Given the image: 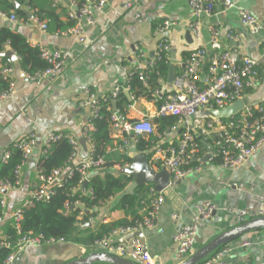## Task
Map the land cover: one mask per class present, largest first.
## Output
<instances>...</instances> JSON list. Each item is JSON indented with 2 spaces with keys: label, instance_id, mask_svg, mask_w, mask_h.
I'll return each instance as SVG.
<instances>
[{
  "label": "crops",
  "instance_id": "crops-1",
  "mask_svg": "<svg viewBox=\"0 0 264 264\" xmlns=\"http://www.w3.org/2000/svg\"><path fill=\"white\" fill-rule=\"evenodd\" d=\"M222 1L216 0L212 16L200 17L198 36L189 29V25L194 22L190 0H109L102 9L93 11L92 23L88 24L83 16L80 17L85 37L83 42L75 36L62 35L59 32H42L28 19L24 21L19 18L17 22H11L0 16V29L9 28L18 32L32 46L40 45L50 51H63L67 55L56 73L44 76L38 81L28 79L21 70L18 60L12 62L14 92L11 97L0 101V158L5 149L29 132L35 134L36 144L28 159L31 158L35 162L49 133L62 132L79 140L88 115L87 108L81 105L85 98L84 87L101 96L109 95L112 89L119 85L125 96L122 107L130 120H136L147 112L152 113L157 101H153L151 95L135 97L134 90L129 88V91L126 86L134 63L138 60L136 45L143 53L142 60H147L154 56L157 42L161 37L167 38L170 44L167 71L172 61L175 75L181 71V64L187 55L198 46H203L208 51H220L231 46L240 56L257 59V76L253 86L246 90L245 96L247 102L263 101L264 33H251L242 25L238 19L237 8L247 10L258 22L264 24V0H234L237 8L224 13L220 11L223 7ZM54 2L65 8L66 13L68 7L75 9L70 6L68 0ZM85 4L90 6L87 0ZM57 11L60 13V20L66 22L67 16L61 13L60 9ZM163 20L170 21L172 25L165 33H156V26ZM210 28L218 31L215 46L210 44ZM188 30L190 36L187 37ZM227 34L233 35L232 40L227 38ZM158 85V97L164 98L171 92L167 73L164 78L158 79ZM125 92H128L129 97ZM131 97L135 98L132 102L133 108L127 107ZM203 115V111H198L196 117ZM177 134L169 132L162 141L164 143L175 141ZM110 136L112 146L106 150L110 161L115 160L123 152L128 153L133 147L141 152L133 142L125 149H119L120 137L112 131ZM86 149L87 145L86 148L80 145V158H85ZM144 152L149 151L147 149ZM119 166V163L115 164L111 169L119 171ZM232 182L242 183L243 189L229 185ZM39 184L36 163L32 166L26 162L21 169L18 186L0 191V197L5 203L2 210L3 222H12L7 218L8 214L18 208ZM162 194L164 201L155 213L154 224L141 230V236L135 237L146 242L154 264H177L186 256L176 252L172 236L179 228L193 220L198 205L210 202L214 205V211L209 218L200 219L194 239V250L220 231L242 221L243 216H238L237 211L246 210L249 211V215L257 211L264 214V145L251 158L234 169L224 168L217 163L203 162L198 171L187 175L180 183L174 182L169 185ZM113 202L114 199L110 198L106 205L96 209L98 211L96 216L79 225L81 229L78 236L81 240L96 230L99 223L132 220L131 214L122 209L107 210L108 205H112ZM137 213L143 214L140 208ZM87 228L88 230H83ZM130 233L134 232L109 234L104 237L106 242L103 244L96 242L26 244L16 253L11 264L64 263L84 257L89 252H106V243L128 246L135 238L128 237ZM2 238L4 234L0 231V239ZM243 242L248 244L242 245ZM226 245L234 247L224 257L227 264H264V228L249 231Z\"/></svg>",
  "mask_w": 264,
  "mask_h": 264
},
{
  "label": "built area",
  "instance_id": "built-area-1",
  "mask_svg": "<svg viewBox=\"0 0 264 264\" xmlns=\"http://www.w3.org/2000/svg\"><path fill=\"white\" fill-rule=\"evenodd\" d=\"M87 1H89L90 6L86 4L78 6L76 0H68L70 6L75 9H69L68 7L66 16L70 19L77 18L79 20L76 21L74 26L60 31V34L75 36L79 41H84L85 37L82 32V24L80 18L77 17V13L83 16L85 21L90 24L93 22V11L102 9L109 0ZM222 2L223 7L220 10L221 13L237 8L234 0H223ZM215 4L216 0H190L194 22L189 25V29L195 36L199 34L200 17L212 16L214 14ZM237 10L239 22L247 27L251 33H264V24L258 22L247 10L242 8H237ZM0 16L6 17L11 22H17L19 20L13 12L6 15L0 11ZM30 21L38 30L42 32L47 31L46 20L38 19L33 13ZM171 25L172 23L170 21L163 20L156 26L155 32L160 34L165 33ZM210 34V44L215 46L217 44L218 31L215 28H210ZM226 36L229 40L233 38L231 34H227ZM37 47L39 48L41 58L49 66L42 71L35 72L33 75H27L31 81H38L44 76L56 73L62 67L67 56L63 51H50L40 45ZM135 50L138 60L134 63L130 76L135 75L138 81L146 85L147 77L156 61H167L170 44L167 38L161 37L157 42L154 56L147 60H142L143 53L137 45ZM7 63L10 64L11 61L6 59V64L0 66L2 76L4 79L9 80L8 89L0 92V101L11 97L14 92L12 66H8ZM257 65V59L240 56L237 50L231 46L220 51H208L203 46H198L185 58L181 64V71L176 75L174 74L171 82V92L164 96L163 100L157 104L152 113L147 112L141 114V117L136 120H130L124 110L112 109L111 106L110 133L112 131V133L120 137L119 149H125L131 142L137 143L141 137L149 141L151 143L148 149L149 166L155 171L160 170L161 167L166 168L170 175L169 185L198 171L204 162L203 158H206V163L213 164L217 162V164L224 168L234 169L251 158L264 145V100L258 103L246 101L237 112L227 117L215 116L212 114V111L223 109L237 100H246V90L253 86L257 76ZM126 89L129 90V86H126ZM83 91L85 98L81 101V105L88 110V115L81 133V138L85 140V144L87 145L85 158L79 157V140L73 135L62 132L49 133L36 156L37 160L40 153H46L51 142L63 135L67 136L72 146L69 159L71 162L77 161L74 164L76 171L80 175L78 182L80 188L85 180L88 182L89 171L92 169H102L101 167L105 163L103 157L94 156L90 137L91 131L94 129L92 119L97 116L100 109L99 101H106L110 96L112 100H116L115 96L122 92V88L119 85L115 86L109 95L101 96H97L90 88L84 87ZM158 94V90H154L150 94L153 101H158ZM134 100L135 98L131 97V102L127 107L133 108L134 104L132 102ZM198 111H203L204 115L202 117H196ZM23 112L25 113V110ZM168 115L175 117L173 125L165 129L162 133H158L156 131L155 120ZM169 132L178 133L177 138L175 141L164 143L162 139ZM152 135L156 136L157 139L150 140L149 138ZM205 142H208V148L205 146ZM35 144V134L33 132H29L13 144L22 150L23 157L21 163L14 170V183H0V191H6L18 186L21 169L26 164ZM9 155V149H5L2 152L0 162H6ZM195 159L198 163L191 165V162ZM126 165H120L119 169ZM59 173V170H56L47 178H44L38 173L40 184L18 208L8 214L7 218L12 220V224L17 233L21 232L19 222L22 217L23 207L30 205L33 201H47L52 195L51 185L59 181ZM71 174V169H69L67 176ZM229 185L237 189H243L244 186L240 182H232ZM84 192L91 194V190L85 189ZM150 192L154 195L151 200L153 210H147L145 206H142L140 209L143 212V216L140 221H136L134 225L127 227H118L111 234L141 231L154 224L155 213L159 210L164 198L162 192H155L152 186L150 187ZM80 204L77 201L73 205L76 207ZM0 206L3 210L5 203L2 197H0ZM67 207L69 205L66 203L65 208ZM197 210L193 220L179 228L172 236L173 247L181 256H188L194 251V239L199 221L200 219L210 217L214 211V205L206 202L198 205ZM237 214L243 217L246 215L249 216V211L241 210L237 211ZM81 215L80 213V219ZM2 222L3 218L1 214L0 224ZM45 242L64 241L63 239H50ZM105 242L106 239L104 238L96 243L103 244ZM41 243L43 242L40 236H34L32 233L21 235L17 241L15 251L6 257L2 264H11L16 253L24 245H39ZM0 244L6 247L10 246V242H6L4 238L0 239ZM247 244V242L242 243V245ZM233 249V246L223 245L219 250L205 258L200 264H227L224 257ZM106 252L137 264H154L146 242L136 237L128 246L119 243H106Z\"/></svg>",
  "mask_w": 264,
  "mask_h": 264
},
{
  "label": "trees",
  "instance_id": "trees-1",
  "mask_svg": "<svg viewBox=\"0 0 264 264\" xmlns=\"http://www.w3.org/2000/svg\"><path fill=\"white\" fill-rule=\"evenodd\" d=\"M15 1L20 7H27L38 19L46 20L48 32L63 31L74 26L76 21L79 20L67 17V21L62 22L59 17L60 13L57 10L60 9L61 13L66 15L65 8L57 3L54 4V0ZM76 1L77 5L80 6L85 4L86 0ZM0 11L6 15L13 12L18 18L24 21L27 20L23 11L13 8L11 0H0ZM7 48L15 53L19 66L26 75H33L35 72L42 71L49 66L41 58L37 46L30 45L24 36L18 32H14L9 28H2L0 29V53L6 51ZM166 62L164 60L156 61L147 77L146 86L138 81L136 76L129 75L127 85L130 90H134L133 94H135V97L138 95H150L154 90L158 89V79L164 78L167 73ZM5 64L6 59L0 57V66ZM7 65L12 66V62L10 64L7 63ZM8 87L9 80L4 79L0 67V92L6 91ZM115 99L116 108L123 111L122 102L125 100L123 92L116 95ZM111 100V96L106 101L100 100V109L97 116L92 119L94 129L91 131L90 137L93 145V154L95 157H103L105 163L99 171L98 169L89 171L86 190H91V194L82 191L78 185L80 175L76 171L75 164L69 159L72 146L68 137L63 135L51 142L46 153L39 154L36 160V168L39 175L44 178L50 177L54 171L59 170L61 173H59V181L51 185L52 195L47 201H33L30 205L23 207L22 217L19 222L20 233H17L11 221H5L0 224V231L4 234V240L10 242L9 247L0 244V264L10 253L15 251L17 241L21 235L32 233L34 236H40L42 242L50 239H63L64 242L94 244L111 234L117 227H127L134 225L136 221H140L143 215H138L137 212L142 206H145L147 210H153L151 200L154 195L150 192L151 184L140 185L132 194H128L125 189L131 182L132 177L120 173L118 170L114 171L111 169L115 164L119 163L122 166L123 164H129L131 161L127 156V152L121 153L113 161H110L106 154L107 148L112 146L109 129ZM162 100L163 98L158 97L157 104ZM174 121L175 117L170 115L156 119V131L162 133L165 129L172 126ZM149 139L156 140L157 137L152 135ZM150 146L151 143L143 137L139 138L135 144V147L141 151L149 149ZM8 149L10 155L6 162H0V183L13 184L15 181L14 170L21 163L23 152L14 145L9 146ZM197 163L198 161L195 159L191 162V165ZM69 169H71L72 174L67 176ZM110 198H113L114 202L112 205H108L107 210L122 209L127 214H131L132 220L123 219L109 223H99L96 230L91 232L86 239L81 240L78 236L81 229L79 224H83L88 218L96 216L98 212L96 209L106 205ZM77 201L89 211L88 214H83L82 209L78 206L71 208V205ZM66 203L69 205L67 208H65ZM80 213L82 214L81 219ZM1 214L2 209L0 206V216ZM83 230H88V228ZM220 248L221 246L215 251Z\"/></svg>",
  "mask_w": 264,
  "mask_h": 264
},
{
  "label": "water",
  "instance_id": "water-1",
  "mask_svg": "<svg viewBox=\"0 0 264 264\" xmlns=\"http://www.w3.org/2000/svg\"><path fill=\"white\" fill-rule=\"evenodd\" d=\"M13 8L15 10L20 9L26 15L28 20H31L33 13L25 6L20 7L19 4L15 0H11ZM89 3V1H88ZM77 17L80 18V14L77 13ZM186 36H190V31L186 32ZM0 57L4 59H9L11 62L17 60V56L10 49H6L3 53H0ZM174 78V68L172 61L168 65L167 71V82L171 83ZM126 96L129 97L128 92H125ZM246 100H237L233 104L220 109L212 111V114L219 117H227L231 114L237 112L245 103ZM112 109L116 108V100H112ZM79 143L83 148H86L85 140L83 138L79 139ZM205 146L208 148V142H205ZM127 156L131 159L130 163L123 168L119 169L120 173L129 175L132 177L131 182L126 187L125 192L128 194H132L134 190L143 184H151L153 190L155 192H162L165 188L169 186V173L166 168L161 167L160 170L155 171L149 166V154L147 152L141 151L138 152L134 149V147L127 153ZM203 161H206V158H203ZM35 161L33 159H28V165H35ZM176 183H180L181 180L175 181ZM87 187V181L85 180L81 186L82 191H85ZM75 206L72 205L71 208ZM78 207L83 209L85 214H88L89 211L83 208V205L80 204ZM264 228V214H259V211L256 213H251L248 218H242V221L235 224L234 226L220 231L216 235H214L211 239H209L205 244L197 247L194 252L190 255L186 256L182 261L177 264H199L202 260H204L207 256H209L212 252H214L218 247L226 245L230 242H233L239 239L245 233L258 230ZM135 236H141V232L137 231L134 233H130L128 237L132 238ZM95 262H103L107 264H137L135 262L113 256L108 254L105 251L98 252H89L84 257H79L75 259H71L64 263L60 264H93Z\"/></svg>",
  "mask_w": 264,
  "mask_h": 264
}]
</instances>
